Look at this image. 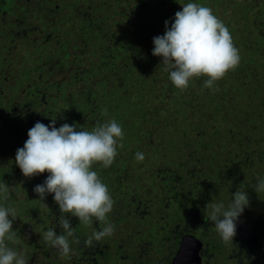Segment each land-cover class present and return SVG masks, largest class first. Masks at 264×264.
<instances>
[{
    "label": "trees",
    "instance_id": "obj_1",
    "mask_svg": "<svg viewBox=\"0 0 264 264\" xmlns=\"http://www.w3.org/2000/svg\"><path fill=\"white\" fill-rule=\"evenodd\" d=\"M195 1L209 7L214 0ZM221 1L223 7L233 8L223 22L235 36L241 60L235 71L217 82L219 90L212 92L203 87L205 78L193 79L180 91L164 71L162 58L152 55L153 36L164 33L166 20L169 26L173 21L160 8L165 5L160 0H0V149L7 155L0 165V182L11 181L7 185L16 191L20 187L23 207H34L33 225L54 228L57 235L62 231L54 224L61 213L53 194L46 196L45 207L33 191L48 173L26 178L15 163L28 130L38 121L51 125V119L62 116L64 123L87 131L114 118L124 131L114 163L107 169L100 165L93 169L115 201L108 215L115 231L113 239L93 241L92 264H171L181 235L196 230L203 239L204 256L215 260L214 249L222 243L215 237L214 223L207 225L211 221L204 209L201 218L195 215L198 203L182 197L184 191L206 190L203 199L211 195L214 200L225 192L230 202L243 186L250 201L256 193L251 186L257 177H264V167H259V174H254L260 176L249 172L247 179L241 178L251 164L264 165V0ZM153 4L158 7L149 8ZM212 10L218 16L217 9ZM173 13L176 9H171ZM228 21L236 25V32H231ZM23 103L30 107H22ZM56 105L64 106L67 113L59 114ZM20 108L22 115L13 122V113ZM104 108L107 116L101 114ZM228 118L227 126L232 118H241L245 127L230 126L229 134H223L219 128ZM61 125L55 123L57 128ZM138 151L144 154L142 162L135 159ZM186 153L200 155L195 159L204 166L191 172V181L177 170L190 166L177 161ZM206 178L205 184L196 185ZM244 217L253 218L249 220L254 222L251 232L257 236V246L263 242L256 229L264 221V199L249 213L243 212L235 237L243 233L240 219ZM65 218L80 241L70 238L71 249L77 251L101 227L95 220L88 227L76 217ZM199 220L203 223L195 227L183 225ZM42 237L38 250L57 252L61 264H81L71 258L72 252L61 257ZM14 242L16 249L24 241L20 237ZM108 251L115 254L109 258Z\"/></svg>",
    "mask_w": 264,
    "mask_h": 264
},
{
    "label": "clouds",
    "instance_id": "obj_2",
    "mask_svg": "<svg viewBox=\"0 0 264 264\" xmlns=\"http://www.w3.org/2000/svg\"><path fill=\"white\" fill-rule=\"evenodd\" d=\"M164 23V34L153 37L152 55L162 58L161 64L171 83L184 91L193 79L205 78L203 87L218 91L217 82L235 71L241 60L229 28L212 8L193 2L182 5L170 27L168 20ZM101 114L107 116L108 109H102ZM55 123V119L51 125L36 122L28 130L23 147L17 149L15 163L26 178L48 173L43 184L36 185L33 191L42 203L48 194H53L61 213L59 227L62 231L57 235L54 228H49L42 239L57 249L61 257H67L72 252L70 238L77 244L80 241L66 215L78 218L84 226L91 227L94 220L101 225L87 236L85 247L111 237L115 231V225L108 219L115 201L93 169L95 165L107 169L114 163L125 135L114 118L97 122L91 131L77 130L76 125L67 123L57 128ZM144 158L142 152L135 153L138 162ZM256 181L251 187L258 195L264 193V177H257ZM9 189L5 182H0V201L9 199ZM249 205L243 186L232 194L227 205L215 201L206 204L204 215L214 223L225 245L233 243L237 222ZM17 217L14 207L0 204V264H29L26 256L8 243L17 239V232L13 230Z\"/></svg>",
    "mask_w": 264,
    "mask_h": 264
},
{
    "label": "rangeland",
    "instance_id": "obj_3",
    "mask_svg": "<svg viewBox=\"0 0 264 264\" xmlns=\"http://www.w3.org/2000/svg\"><path fill=\"white\" fill-rule=\"evenodd\" d=\"M160 2L165 4V5H161L160 6V8L164 11V14L167 15L169 17V19L171 18L173 21H174L175 14L174 13L171 14V9H176V12H177V11H181L182 10V5L183 4H186V3H189V2L196 3L195 0H193V1H191V0H160ZM208 4H209L210 8H212V9L216 8L217 9L218 17L221 18L222 21L223 20H227L229 18V16H230V11L233 10V8H231L230 6L223 7V4H222L221 0H214L213 2L209 1ZM155 6H156V8L158 7L156 4H153L152 6H149V8H154ZM204 6H207V4H204ZM228 24L231 25L232 23H230L228 21ZM232 25H233V29L231 30V32L234 33V32L237 31V28H236V25H234V24H232ZM164 30H165V28H164ZM156 36H160V35H154L153 37H156ZM232 37H235V36L232 35ZM22 107L29 108L30 104L29 103H23ZM54 108L56 110H57V108H58V110L60 108V110L58 111L59 114L67 113V110H66V108L64 106L60 107V106L56 105V106H54ZM22 110H24V109L20 108V109H18V112L13 113L15 115V117L13 119V122H17L19 120V118L22 115L20 113V111H22ZM10 112L12 114V111H10ZM54 119H55L56 123L61 121L62 124H64V122H63L64 118L62 116L54 117ZM52 120L53 119L50 120V124H52ZM229 120H230V118L224 120L222 122L224 125L219 128L220 131L223 134H229V127L230 126H232L234 129H238V130H243L242 126L245 127V124H244L245 120H241V118H232L229 126H227L228 125L227 122ZM217 122H219V121H217ZM249 135H251V134H249ZM228 155H231V154H228ZM0 156H2L1 161H0V165H1V164H3V161H4L3 158L7 156L5 153L3 154V149H0ZM195 157H201V156L198 155L197 153H192L191 157H190V154L186 153L184 155H181V157L177 160L179 162L182 161L181 163L185 162V164H186V162L190 163V166L189 167H184L183 170L180 167L177 168V170L180 171V175L181 174H187L189 176V177L187 176L185 178V180L191 181V178H190V176H192L191 172L193 170L199 168V167H204L203 165L200 164V162L196 161ZM7 160H9V159L7 158ZM237 161L238 160H232L233 163H235ZM240 161L242 162L241 158H240ZM259 167H264V165L256 166V165H252L251 164V166L249 167V171H247L246 173L241 175V178L247 179V177L249 175L248 174L249 172L251 173V176L259 174V170H260ZM254 173H256V174H254ZM257 176H260V175H256V177ZM176 179H178L177 176L174 177V180H176ZM206 182H207V178L206 179H199L196 185H200L201 186V184H205ZM5 183L6 184L10 183L9 186H11V184H12L11 181L10 182H5ZM216 186H217V184H216ZM19 188H17V191H21ZM186 188L179 187L178 189L185 190ZM10 190L13 191L15 189H12L10 187ZM17 191L15 190L12 193L10 192V197H9V199L7 201H0V204H3L5 207H14L16 209V211H17V216L18 217L13 221V230L17 232V238L22 237L24 242L21 244L22 245L21 248H16V250L19 251V252H22L26 256V258L29 260V264H61L63 261H60L57 252L53 255L51 251L47 252V251H44V250H38L36 248L37 243L39 242L40 238L42 237L44 231H46L47 229H46L45 226L42 227L41 226L42 224L33 225V221H31V217L33 215H35V214H32L31 209L34 208V207L29 206L27 208L26 206H24L25 207L24 208L23 205H22L23 202H22V199H21L22 195H20V193L17 192ZM214 192H215V194H217L218 190H215ZM184 193L185 194L182 197H186V198L195 200L196 204L198 203L197 204L198 209L195 212V215L197 217H199V218H201L200 211L205 209V206H206L207 203H210L212 201L222 202V203H225V205H227V203H229V202H226L228 200L225 199V198H227L226 196H228V193H225V192H222V193H220L218 195V198H217L218 201L212 199L211 195H209L210 198L203 199V197L206 194V190L205 191H203V190H194L192 192L184 191ZM263 199H264V196H263L262 193H260L259 195L255 193L254 197L250 200V205L245 208L244 213H249V211H251V208L252 207H256L257 205H259V202L262 201ZM27 202L28 201H26L25 203H27ZM203 202H205V204H203V207L201 209V207H199V206ZM139 203H143V202H139ZM178 203L180 204L181 202L179 201ZM180 206H181V204H180ZM147 207L150 208V205H147ZM26 208H27V212L25 213V209ZM20 209H24V210H22L20 212L19 211ZM37 211L38 210H35L34 212H37ZM205 218H207V217L205 216ZM242 219H245V222ZM250 219H253V218L251 217ZM240 220H241L240 221L241 222V226L243 227V232L245 233L244 237H246V236L249 237V238L250 237H254V240L245 241V243L247 245H249V247H252L249 250V253L248 254H240V252H239V254L242 255L243 257L242 258L241 257H235V253H234L235 248H233V247L237 246L238 237H234L233 243H231L229 245H225L222 242L221 238L218 236L217 232H215V234H216L215 237H217V239H218L217 241L221 242L222 244L221 245H217L215 247V249H214V251L217 252L216 259L215 260L213 259V261H215V262H211V263H208V264H236L239 261L241 263L244 262L246 264H250V263L251 264H264V221L261 222L260 225L258 226V229H256V233H258V235L262 234L261 238H262L263 242H261L259 245L256 246V237L257 236L255 237L254 233L253 232L250 233V230H249V227H251V229H252V226L254 225L253 220H249L248 217L241 218ZM198 223L200 225V224L203 223V221L202 220H199L197 222L185 221V222H183V225L184 226H194L195 227V225L198 226ZM212 223L213 222H209V223H207V225L208 224H212ZM54 224H55V226L59 227V223H54ZM209 231L210 230H208V232ZM191 233L193 235H195L196 237H200V231L199 230L192 231ZM207 235H208V233H207ZM113 237L114 236L112 235L110 238L113 239ZM8 243H9L10 247H13L12 245L15 246V244L17 242L9 241ZM103 243L108 248H111L105 243V241H103ZM118 245L124 247L126 245H129V243H124V244L115 243V246H118ZM253 245L255 247H253ZM254 248H256V249H254ZM211 249H213V248L211 247ZM125 250H126V248H125ZM222 252H223V254L221 255ZM112 254H115V253H111L110 251H108V253H107L109 258L111 257ZM70 256L76 262H79L81 264H92L93 263L92 261H94V257L90 258V256H89V247H85L81 251H79V250L77 251V250L72 249V255H70ZM120 256L121 257H125V253L122 252ZM208 261L209 260L207 259V262Z\"/></svg>",
    "mask_w": 264,
    "mask_h": 264
},
{
    "label": "water",
    "instance_id": "obj_4",
    "mask_svg": "<svg viewBox=\"0 0 264 264\" xmlns=\"http://www.w3.org/2000/svg\"><path fill=\"white\" fill-rule=\"evenodd\" d=\"M201 247L202 242L193 235H184L176 254L172 258V264H201L199 255Z\"/></svg>",
    "mask_w": 264,
    "mask_h": 264
},
{
    "label": "flooded vegetation",
    "instance_id": "obj_5",
    "mask_svg": "<svg viewBox=\"0 0 264 264\" xmlns=\"http://www.w3.org/2000/svg\"><path fill=\"white\" fill-rule=\"evenodd\" d=\"M249 219H250V217H248ZM244 222H245V219L243 220ZM249 230H250V233H251V227H249ZM187 234H190V235H193L192 233H189V232H187V233H183L182 235H181V238H180V241H179V245H180V242H181V240H182V237L184 236V235H187ZM244 232L242 233V234H240L239 236H238V244H237V246L236 247H233V248H235V250H234V253H235V257H243L242 255H240V254H248L249 253V250L252 248V247H249V245H247L246 243H245V241H251V237L249 238V237H244ZM195 238H197L198 240H200L201 242H202V247H201V249H200V251H199V255H200V257H201V264H208V263H211V262H215V261H213V258H211L210 256H204L205 255V252H204V243H203V239H201L200 237H196L195 235H193ZM252 240H254V237H252ZM179 245H178V247H179ZM253 247H255L254 245H253ZM178 249V248H177ZM177 249H176V251H175V253H174V255L176 254V252H177ZM209 250H210V248H208ZM254 249H256V248H254ZM224 252V251H223ZM223 252L221 253V255L223 254ZM239 252H240V254H239ZM242 252V253H241ZM174 255H173V257H174ZM172 257V258H173ZM207 259L209 260L208 262H207ZM240 262V261H239ZM236 263V264H246V263ZM171 264H172V259H171ZM251 264V263H250Z\"/></svg>",
    "mask_w": 264,
    "mask_h": 264
}]
</instances>
